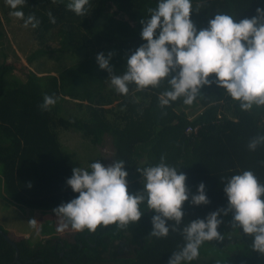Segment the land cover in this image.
Returning <instances> with one entry per match:
<instances>
[{"label": "trees", "instance_id": "trees-1", "mask_svg": "<svg viewBox=\"0 0 264 264\" xmlns=\"http://www.w3.org/2000/svg\"><path fill=\"white\" fill-rule=\"evenodd\" d=\"M68 3L26 0L19 9L25 17L35 15L40 21L35 28L39 49L29 62L49 53L60 57L84 52L80 61L59 74L44 75L20 62L0 65V165L6 193L16 203L46 210L79 195L67 184L74 167L55 129L58 124L81 131L96 146L103 143L106 134L111 135L115 156L125 161L133 194L143 188L138 168L158 165L165 157L168 165L187 174L185 215L178 226L180 231L170 230L162 238L150 235L154 212L148 210L146 201L140 205L144 213L141 220L124 228L101 225L95 232L71 231L42 237L34 244L27 237H14L1 225L0 229L17 243L20 261L25 264H168L172 253L185 244L184 226L227 207L224 185L228 179L250 170L264 184V143L254 151L248 147L253 138L264 136V106L242 110L239 101L212 84L205 85L191 105L184 104L181 97L161 107L159 96L170 88L165 79L157 88L121 94L117 110L106 107L114 100L106 96V87L111 84L109 73L99 67L97 54L113 52L110 63L116 74H122L126 57L146 43L141 38L140 21L150 15V8L157 7L158 0H89L83 16L69 10ZM192 7V19L202 29L217 13L236 20L252 18L257 8H264V0H192ZM49 12L55 23L50 21ZM55 28L57 38L45 41L44 36ZM46 94L54 95L57 102L68 96L79 100L81 106H87L88 116L55 118L57 102L49 110L40 107ZM190 110L199 113L192 117ZM188 126L199 127L196 132H187ZM98 160L103 163L102 158ZM89 166L85 169L90 171ZM201 182L210 203L193 205L191 196L198 193ZM222 220L218 230L224 239L204 242L199 257L213 256L219 264H264V255L252 249L254 237L232 225V213ZM232 232L238 240L230 242ZM124 242L137 246L135 255H122ZM15 256L16 249L0 233V264H17L13 263Z\"/></svg>", "mask_w": 264, "mask_h": 264}, {"label": "clouds", "instance_id": "clouds-1", "mask_svg": "<svg viewBox=\"0 0 264 264\" xmlns=\"http://www.w3.org/2000/svg\"><path fill=\"white\" fill-rule=\"evenodd\" d=\"M26 0H5L12 11L11 16L24 21V26L36 28L40 21L35 15L22 10ZM56 2V0H53ZM89 0H69L67 8L78 16L86 14ZM252 18L236 20L232 16L217 13L208 21L206 28L198 29L192 19V0H158L156 8L148 10L143 18L141 44L126 57L122 74H116L110 63L113 52L107 56L97 54V63L109 73L111 86L116 92L128 95L130 86L138 91L157 88L165 79L170 88L159 96L160 106L183 97L191 105L207 85L216 84L234 100L240 102L242 110L264 106V8H257ZM49 18H55L49 12ZM214 78L210 79L211 76ZM57 102L54 95H45L40 105L49 110ZM264 143V136L253 138L249 149L254 151ZM90 171L74 167L67 184L79 195L62 203L53 211L61 218L57 231L63 232L71 226L74 231L87 229L95 232L98 226L117 224L124 228L139 222L144 215L140 205L147 203L151 217V236L162 238L170 230L180 231L185 212L184 203L189 200L187 174L174 166L161 162L155 166L138 168L143 178V188L130 193L128 171L124 160H116L105 166L100 160L90 164ZM228 205L207 214L205 218L191 220L183 227L185 244L172 253L168 264H183L198 259L201 245L206 241H222L218 230L222 216L232 213V225L243 233L253 236L252 249L264 255V184L250 170L233 175L224 185ZM193 205H207L210 200L203 182L198 193L191 196ZM174 222L169 224V222ZM33 229H38L37 219L29 220ZM219 264V262H218Z\"/></svg>", "mask_w": 264, "mask_h": 264}, {"label": "rangeland", "instance_id": "rangeland-1", "mask_svg": "<svg viewBox=\"0 0 264 264\" xmlns=\"http://www.w3.org/2000/svg\"><path fill=\"white\" fill-rule=\"evenodd\" d=\"M11 11L12 9L6 6L5 0H0V18L2 19L0 25V65L4 62H20L39 75L47 73L59 74V72L67 69L74 62L80 61L84 57V52H77L74 55L67 53L60 57L56 56V54L49 53L44 57L38 56L39 58H35L30 63V56H32L36 49H39L38 43L35 40V28L31 25L25 27L23 20L9 14ZM57 29L51 30L43 39L49 42L53 41L57 38ZM51 45L53 46V43ZM130 90L132 92L136 91L134 86H130ZM106 96L114 100L113 104L106 107H112L116 110L119 109L121 94L116 92L111 84H108L106 87ZM63 99L57 102L55 118L59 116L72 117L74 115L79 117L88 116L87 106L84 105L88 101H85L84 106H81L80 101L77 99L70 98L69 96ZM190 113L193 117L194 114L199 113V110H190ZM55 129L59 134L62 147L68 153L69 162L73 167L81 166L86 168L99 158L103 159L105 166L119 160L115 156L113 139L109 134L104 136L102 144L96 146L79 130L74 128L66 129L58 124H56ZM2 178V166L0 165V225L3 229L9 231L14 237H27L33 244L38 242L42 237L73 231L71 226L63 232L57 231L61 218L56 216L53 210L28 207L16 203L6 193ZM33 218L37 219L39 230L33 229L30 226L29 220ZM235 235L233 233L230 242L238 240L237 238L235 239L237 237ZM121 247L123 250L122 255H135L136 245L130 242H124ZM211 257L213 256L207 258L200 256L197 264H218L219 261Z\"/></svg>", "mask_w": 264, "mask_h": 264}, {"label": "water", "instance_id": "water-1", "mask_svg": "<svg viewBox=\"0 0 264 264\" xmlns=\"http://www.w3.org/2000/svg\"><path fill=\"white\" fill-rule=\"evenodd\" d=\"M0 233H2L4 235V237L13 245V247L16 249V256H15V260L13 261V263H17V264H25V263H22L20 261V256H19V248L17 246V243L11 239V237L9 235H7L6 233H4L1 229H0ZM38 261V260H36ZM41 262L44 263V261L42 259H40Z\"/></svg>", "mask_w": 264, "mask_h": 264}, {"label": "built area", "instance_id": "built-area-1", "mask_svg": "<svg viewBox=\"0 0 264 264\" xmlns=\"http://www.w3.org/2000/svg\"><path fill=\"white\" fill-rule=\"evenodd\" d=\"M218 118L220 119V118H222V116H221V115H219V117H218ZM198 127H199V126H188L186 131H187V132H193V131H195V132H196V131H197V129H198Z\"/></svg>", "mask_w": 264, "mask_h": 264}, {"label": "crops", "instance_id": "crops-1", "mask_svg": "<svg viewBox=\"0 0 264 264\" xmlns=\"http://www.w3.org/2000/svg\"><path fill=\"white\" fill-rule=\"evenodd\" d=\"M74 231V230H73ZM62 234H64V233H62ZM54 235V234H53ZM59 235H61V234H59ZM46 237H50V236H46Z\"/></svg>", "mask_w": 264, "mask_h": 264}]
</instances>
